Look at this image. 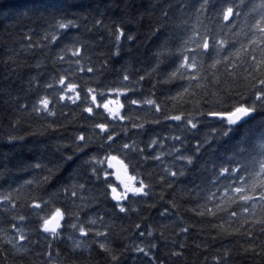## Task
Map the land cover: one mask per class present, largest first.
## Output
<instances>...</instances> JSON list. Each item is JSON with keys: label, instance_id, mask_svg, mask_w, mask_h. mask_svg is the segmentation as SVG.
I'll list each match as a JSON object with an SVG mask.
<instances>
[{"label": "trees", "instance_id": "obj_1", "mask_svg": "<svg viewBox=\"0 0 264 264\" xmlns=\"http://www.w3.org/2000/svg\"><path fill=\"white\" fill-rule=\"evenodd\" d=\"M204 3L135 0L129 14L119 0H0V197L8 198L0 199V264H264V201L259 198L264 190L260 188L264 108L256 105L251 118L230 130L225 118L205 119L198 133L165 119L238 105L250 96L252 85L264 79V34L260 32L264 24L256 25L264 15V0H207L202 7ZM61 5H70L66 19L75 20L74 12L87 19L78 20L76 29L61 30L52 41L55 19L60 17L53 18L44 9ZM228 6L237 14L230 17L231 23L221 13ZM26 9L32 11L25 14ZM161 9L167 11V18ZM93 17L103 19L104 25L96 26ZM116 25L133 40L122 37L117 45ZM204 38L209 41L208 50L203 48ZM66 45L81 48L79 67L71 52H60ZM117 49L119 55L114 54ZM58 55L64 59L58 60ZM185 56L195 68L181 66ZM89 67L92 72L87 71ZM61 75L66 77L64 85L54 82ZM68 82L78 85L82 99L89 87L129 90L119 97L126 119L110 123L119 137H113L116 143L106 136L101 139L99 129L93 131L92 125L111 121L102 108L58 100ZM49 84L52 87L46 88ZM109 95L117 98L114 93L105 98ZM45 96L55 115L32 110ZM133 99L140 103L131 105ZM147 100L154 103L149 105ZM86 106H92L94 113L84 112ZM134 123L143 128H133ZM226 131L230 134L223 135ZM81 132L93 136L82 152L77 151L81 142L75 139ZM193 135L203 142L199 152ZM175 136L182 142L174 141ZM153 139L158 142L147 147ZM133 142L137 150L132 149ZM124 143L130 148L121 150ZM92 154L118 156L128 165V173L137 177L136 187L139 180L144 181L148 195L121 202L126 209L121 213L111 190L105 195V185L91 175ZM181 155L190 156L192 163L179 159ZM156 156L159 159H153ZM237 165L244 169H238V175L231 171ZM224 167L228 173L220 172ZM107 179L121 191L115 175ZM253 183L256 191L251 189ZM80 184L85 187L79 188ZM238 187L240 193L234 191ZM242 195L253 199L241 200ZM33 200L50 203H41V209L35 210ZM53 207L78 210V223L106 231L110 251L98 246L104 238L91 231L83 238L68 227L74 217H66L67 224L63 221L58 239L41 235L39 216L50 214ZM21 216L24 220L18 219ZM89 218L96 223L89 224ZM16 229H21L25 240L19 239ZM6 238L26 251H18ZM78 239L88 247L74 249L73 241ZM134 246L144 248L147 255L135 252Z\"/></svg>", "mask_w": 264, "mask_h": 264}, {"label": "snow or ice", "instance_id": "obj_2", "mask_svg": "<svg viewBox=\"0 0 264 264\" xmlns=\"http://www.w3.org/2000/svg\"><path fill=\"white\" fill-rule=\"evenodd\" d=\"M119 3L123 5V8L129 12V14H131V10L134 8L135 6V0H119ZM207 6V0H205V3L202 4V7H206ZM70 7V5L65 6V5H61L59 7L54 6L50 11L45 8L44 11L48 12L49 15L53 18L55 17H60V19H55V31L56 34L51 35V40L52 41H56L57 40V35H59L61 33V30H72V29H76L78 28V24L77 21L80 19H87V16H82L80 12H74L71 13L72 16H74L76 19L75 20H69L66 19L65 17L68 15L66 8ZM108 7V4H105V8ZM32 11V9H26L25 10V14H27V12ZM261 11L264 12V5L261 6ZM221 13H222V17L224 21H228L229 23H231L230 17H233L235 15H237L234 12V7L233 6H228L226 8H222L221 9ZM101 16H103V13H99ZM161 14L164 16V18H167V11L164 9H161ZM43 18V17H42ZM94 20V24L96 26H103L104 25V20L103 19H96L95 17H93ZM264 24V15L261 16L260 20L256 21V25H262ZM157 32L159 33V29L157 30ZM260 32L262 34H264V27L260 28ZM47 33L45 34V36L47 37ZM125 38L129 41L133 40V36L130 34H127L124 30L123 27L116 25L115 26V39H116V43L117 45H119L121 38ZM214 43H220L223 44L222 41L220 42H216L214 41ZM203 48L205 50L209 49V41L207 38H204L203 40ZM61 53H67V52H71L73 57H77V59L74 60V64L76 66H80V59L78 58L80 53H81V48L79 46H69L66 45L64 48L60 49ZM115 55H119V49H117V51L114 53ZM58 60H63L64 56L63 55H58L57 56ZM188 57L185 56L184 57V64L181 65L182 67H187V68H195L196 65L195 63H188ZM80 71H83V68H80ZM88 72H92L93 69L91 67H89L87 69ZM71 75H75L74 73H72ZM172 76L175 75V73L173 72L171 74ZM129 79L128 75H124L123 76V80L127 81ZM140 79H143V77H141ZM55 83H59L60 85H64L66 83V77L64 75H61L58 79V81H54ZM257 84L259 85V87H257ZM257 84H253L252 85V92L250 94L249 97H247L244 102L239 103L238 105H229L227 108H224L222 110L219 111H212L209 110L206 113L201 112V111H197L195 114L192 113H188V114H180V115H174L171 117H165L166 120H171V121H177L180 122L181 124H183L184 126V130L188 131L189 133H198L200 128L204 126L203 121L209 117H219V118H226L227 120V124L225 125L226 128H228L229 130L238 125L240 122H242L245 118H251L252 114H254L257 111V107L256 105H259L261 108H264V79H260L257 81ZM46 88H51L52 85H45ZM78 89V85L76 83H72V82H68L66 88L61 89L59 92V96H58V100L59 101H71L73 104H75L77 101H80L81 103L84 104H90V105H95L96 109H103V111L107 114V117H111V121L109 123H97L92 125L93 131L95 129H99V132L102 134L101 139H103V136L107 137V141H110L112 143H116V141L113 139V137H117V139H119L117 133L112 130L110 128V123L112 122H116V121H124L126 119V117L124 115L121 114V109L124 107V105L120 102L119 97L125 93H127L129 90L126 88H112L109 87L105 90L103 89H99V88H92L89 87L86 90L85 93V98L82 99L81 98V92L77 90ZM67 92H71V95H66ZM115 94L116 95V99L113 100L111 99L110 95L109 98H105L106 95L108 94ZM88 97H90V100L88 99ZM102 101V102H101ZM249 101H251V104H249ZM147 104L152 105L154 103V101L152 100H147L145 101ZM140 103V101H137L135 99L130 101L131 105H136ZM49 99L47 96L39 98L38 101L36 103L33 104V108L32 110L34 112H41V111H47L49 115H55L54 112L49 110ZM23 107V106H21ZM157 111L160 110L159 105L156 106ZM84 112L89 113V114H93L94 113V109L92 106H86L83 109ZM183 117V119H182ZM91 118V117H90ZM130 119V118H128ZM221 123H223V119H221L220 121ZM156 123H159L158 121ZM133 128H143L142 124H133L132 125ZM122 131H126V129H122ZM215 131V130H213ZM109 132H111V134H109ZM223 135H229L230 131H226L222 133ZM9 140H13L16 139V137L13 136H9L8 137ZM76 140L80 141V145H77V151H83L84 149L88 148L89 144H91L93 142V136L91 133L88 134V136L86 137L84 132H81L79 135H77L75 137ZM193 139H197V144H196V152H199L201 150L202 147V143L195 135H193ZM173 140L176 142H182V138L179 136H175L173 137ZM158 141L153 139L148 145L147 147L151 148L153 144L157 143ZM82 145V147H81ZM101 148H103V144H101L100 146ZM133 150H137L136 146H135V142L132 143L131 145ZM130 145L128 143H124L122 145L121 150H126L129 149ZM138 151L143 152V149H139ZM174 151H176V149H174ZM181 160L186 161L187 164H191L192 163V158L190 156H179L178 157ZM145 159H147V157H145ZM153 159H159V156L153 157ZM89 164L91 165V175L95 177L97 182L103 183L105 185V189H104V194L107 195L108 194V190H111V198L113 201H115V207L119 208V211L121 213H125L126 209L123 206V204L121 202L127 203L129 199L131 198H137L138 194H143V196H147L148 193L145 191L146 185L144 183V181L141 179L139 180V187H136L133 184V181H135L137 179L136 176L133 175H128V165L124 163L123 160L119 159L118 156L115 155H111V154H106L104 157H98L96 154H92L89 156V160H88ZM105 162H107V168L104 167ZM36 168H39L40 165L37 164L35 165ZM111 169H115V171H111ZM239 170H244L242 166L237 165V167H233L231 169V171L233 173H236L237 175L239 174L238 172ZM221 173H228L229 172V168L224 167L220 170ZM261 172H264V164H261ZM103 174V177L105 179H101V175ZM112 175L116 176V179L120 181L122 187H123V191H118L116 186H113V184L108 182L109 177H111ZM172 175L175 176L177 175V172H172ZM219 175V174H218ZM221 178L223 179H227V176H222ZM44 180H47L48 177H44ZM240 180L244 181L245 177L244 176H240ZM76 187V186H74ZM79 188L83 189L85 187V185L80 184L78 185ZM261 189H264V182L261 183L260 185ZM251 189L253 191H256V185L255 183H253L251 185ZM65 192L68 191V188L65 187L64 189ZM227 191V188H226ZM235 192L240 193L242 190L241 188H235L234 189ZM131 194V196H130ZM72 196L75 197L76 196V192L73 191L72 192ZM259 198L261 201H264V190L259 191ZM0 199H4L7 200V197H0ZM83 199V198H82ZM241 200H252L253 197L251 196H244L242 195L240 197ZM41 203H43L45 206H47L50 201L48 200H43L41 201ZM41 203H37L35 200H33L32 202V207L35 210H40L41 209ZM73 204H75V201H73ZM84 207H87V205H84ZM165 212L168 211V209H164ZM244 212L248 211V208H244L243 209ZM231 215L234 217L236 216L235 212H232ZM68 218H75L74 222L71 224H68L67 226L70 227L73 230H77L80 233V236L83 238H86L87 235L89 234V231L94 233V236L97 238H104L105 242L104 243H99L98 246L100 249H103L105 252H109L110 248L108 246L107 243V233L105 232H100L98 230L93 229H86L84 227L83 224L78 223L79 221V211H74V212H68L67 210H62L60 207H53L52 209H50V214L47 215H42L39 216V219L42 221V223H40V228L43 229V232L41 233V235H49L51 236L52 239H58L61 235V233L64 231V225H62V221H64L65 224H67V219ZM18 219L20 220H24V217H18ZM89 224L94 225L96 223L95 220L89 218V220L87 221ZM13 227L15 228V225H13ZM136 228L139 229L140 225L137 224ZM183 231H187V229H183ZM16 232L19 234V239L20 240H25L26 236L25 234H20L21 233V229H16ZM149 235H151V231L148 233ZM249 236L252 235L251 232L247 233ZM141 235H143V233H141ZM69 239H72L71 236L68 237ZM7 242L9 244H12L13 247H16L18 251H26V249H22L20 248L18 245H16L14 243V241L11 238H6ZM88 245L84 243L83 240H74L73 241V248H87ZM151 247H155V245H151ZM49 248H51V242H49ZM135 252L137 253H142L147 255V253L145 252V249L139 246H134L133 249ZM247 251V249L245 250ZM46 255H48L49 260L51 261L52 257H51V252L46 253ZM58 255V252H57ZM174 255H179V253H174ZM113 260H116L117 257L113 256L112 257Z\"/></svg>", "mask_w": 264, "mask_h": 264}, {"label": "water", "instance_id": "obj_3", "mask_svg": "<svg viewBox=\"0 0 264 264\" xmlns=\"http://www.w3.org/2000/svg\"><path fill=\"white\" fill-rule=\"evenodd\" d=\"M247 119H248V118H245L242 122H245ZM242 122H240V123H242ZM114 171H115V169H114ZM61 223H62V222H61Z\"/></svg>", "mask_w": 264, "mask_h": 264}, {"label": "rangeland", "instance_id": "obj_4", "mask_svg": "<svg viewBox=\"0 0 264 264\" xmlns=\"http://www.w3.org/2000/svg\"><path fill=\"white\" fill-rule=\"evenodd\" d=\"M120 187H121V191H123V187H122V185H121Z\"/></svg>", "mask_w": 264, "mask_h": 264}, {"label": "bare ground", "instance_id": "obj_5", "mask_svg": "<svg viewBox=\"0 0 264 264\" xmlns=\"http://www.w3.org/2000/svg\"><path fill=\"white\" fill-rule=\"evenodd\" d=\"M226 119V118H225Z\"/></svg>", "mask_w": 264, "mask_h": 264}]
</instances>
